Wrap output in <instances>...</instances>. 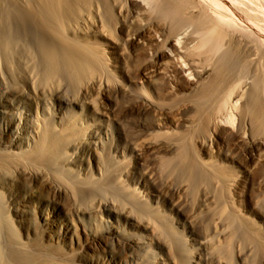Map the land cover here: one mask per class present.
Masks as SVG:
<instances>
[{"label":"bare ground","instance_id":"bare-ground-1","mask_svg":"<svg viewBox=\"0 0 264 264\" xmlns=\"http://www.w3.org/2000/svg\"><path fill=\"white\" fill-rule=\"evenodd\" d=\"M141 2L132 69L80 0H0V264H264L256 174L233 204L264 147V0Z\"/></svg>","mask_w":264,"mask_h":264},{"label":"rangeland","instance_id":"rangeland-1","mask_svg":"<svg viewBox=\"0 0 264 264\" xmlns=\"http://www.w3.org/2000/svg\"><path fill=\"white\" fill-rule=\"evenodd\" d=\"M81 1L82 0H80V4H82V3L84 4V5H81V7H83L82 10H84V12L86 14L88 13L89 18L91 15L90 20L93 22L92 23L89 20L88 24L89 23L90 24L89 25L87 24V27H89V28H87L88 33H91V31H93L92 35L94 34L93 36L96 37L99 40V42H101L107 48L108 55L112 58V60L115 64L120 65V64L124 63L131 68L133 67L132 69H134L137 66V64L139 62H141L140 60L144 59L149 53V48H147V47H145V48L141 47L138 49L135 48L136 50L134 49V47L131 48V46L128 44V40H127L128 39L127 35H130L133 33V29L135 28V21H136V23L137 22L140 23L146 18L144 16V14H142L144 7L141 3H143V2H141V0H140V2L138 0H123V1L122 0H118V1L116 0V4H118V5L113 4V2L111 1L110 5H113V6H110V5H108V3H104V0H102V1H100V0H83L82 3H81ZM119 1H120V4H119ZM84 2H86V3H84ZM101 5H103V6H101ZM108 6H109V8H108ZM144 6H145V4H144ZM104 7H106L105 8L106 10H108L107 14H106V10L104 9ZM119 8H122V9H119ZM109 10L111 11L110 12L111 15L109 13ZM122 10L124 12H122ZM133 18H134V20H133ZM100 20L103 21V23H104L101 26H100V22H101ZM104 26H105V28H104ZM99 31H101V33L103 35L99 34L100 33ZM112 45H115V48H111ZM123 58H124V60H123ZM173 85H174V83H172L170 87H172ZM149 87L150 86H149L148 82H146L145 80H139L138 79L135 82V88L143 94H147L149 92V90H150ZM170 89L171 88H169V90ZM171 93H172V91H171ZM118 100H119V101H117V103L119 102L118 107L121 108L122 106L120 104L122 103V105H123L125 103V99H118ZM172 101H173V104H175L176 101L180 103L183 100L180 99V97L179 98L175 97L173 100H171V102H169V101L168 102L172 103ZM226 125L220 126L219 128H217L216 130L213 131V133H212V139H213L212 149H213V151L217 150V148L219 146V140H221V137H223L225 134L227 135L230 132L231 127L228 126L230 124H226ZM115 127H116V125H115ZM263 149H264V147L262 145H260L259 150H256V152L253 151L252 155L251 154L249 155L248 153L246 154L245 152H243L241 154V159H243L245 161H249V162H247V164H245V166L239 165V168H238L240 170L239 185L234 189L235 198L233 200V204L235 206L241 207L243 210H244V207H243L244 203L243 202H244V198H245V194H246L245 189H246V186L248 184L247 181L249 180L248 178L250 176H252L253 174L254 175L256 174L255 175L256 177L254 179V182L252 183L253 184V187H252L253 190L251 189L252 191L250 192V194H251V196H253L254 200H256V202L258 203V207H259L258 210H260V211L264 210V153H263L264 150ZM109 164H110V161H108L107 165H109ZM4 169L5 168H2V173L5 172V174H6L7 171ZM117 169L119 171L121 170L120 165H118ZM248 171H250V173ZM165 172L168 173V171H165ZM7 174H9V172ZM6 175L3 176V177H6L5 179H7V177H9ZM5 181L7 182V184H8V182L10 183L9 180H5ZM19 182H21L20 179H19ZM19 185H20V187L24 188V185L22 183H20ZM5 190H7L8 193H11L14 195L19 194V193H25L23 189L19 190V188H16V186L15 187H9L8 189H7V187H5ZM28 192L30 193V191H28ZM24 210L26 211L25 214H28V212H27L28 210H26L25 207H24ZM250 215L252 217L256 218L257 222L259 223V224L257 223L258 229H260L262 232H264V219L257 218L255 216L256 214L254 212L250 213ZM26 216H28V215H26ZM207 216H208L207 214L200 215L198 217V220L204 221L207 218ZM20 224L23 227H25V229L26 228L35 229L34 228L35 225L31 223L30 218H28V220L21 221ZM20 228H21V226H20Z\"/></svg>","mask_w":264,"mask_h":264}]
</instances>
